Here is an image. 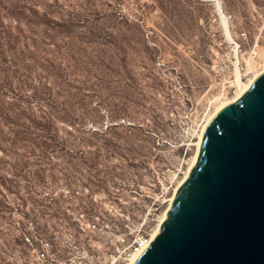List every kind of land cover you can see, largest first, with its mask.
<instances>
[{
  "label": "rangeland",
  "instance_id": "obj_1",
  "mask_svg": "<svg viewBox=\"0 0 264 264\" xmlns=\"http://www.w3.org/2000/svg\"><path fill=\"white\" fill-rule=\"evenodd\" d=\"M15 1L60 26L52 44L22 26L26 71L3 97L20 110L22 140L12 144L0 118V264H43L41 253L124 264L184 175L205 116L234 94L235 57L242 80L264 65V0H217L234 42L209 0ZM48 118L45 130L29 125Z\"/></svg>",
  "mask_w": 264,
  "mask_h": 264
},
{
  "label": "water",
  "instance_id": "obj_2",
  "mask_svg": "<svg viewBox=\"0 0 264 264\" xmlns=\"http://www.w3.org/2000/svg\"><path fill=\"white\" fill-rule=\"evenodd\" d=\"M133 264H264V72L209 121L196 163Z\"/></svg>",
  "mask_w": 264,
  "mask_h": 264
},
{
  "label": "trees",
  "instance_id": "obj_3",
  "mask_svg": "<svg viewBox=\"0 0 264 264\" xmlns=\"http://www.w3.org/2000/svg\"><path fill=\"white\" fill-rule=\"evenodd\" d=\"M2 16L8 18L10 23L5 24ZM13 23L14 25H12ZM22 26L28 28L31 34H34L38 30L37 28L41 27L43 29L41 35H44L50 44H52V42H54V36L53 34H49V31L55 30L56 27L60 25L55 23L52 19H49L48 13L45 10L38 11L36 7H21L15 0H0V118L10 127V133L13 136L11 141L12 144H15L18 140H22L19 138V131L13 129L19 125V118L11 113V111L20 110L14 103H5L3 97L8 92L13 93L15 90L13 87L14 80L18 82L22 77L20 71H26L24 69V63L21 62V60H23L21 55H24L23 49L28 50V37L25 36ZM22 45L23 47H21ZM25 52L29 53V51ZM32 61L40 65V61L35 59ZM43 62L47 63L46 60H43ZM20 65H22L21 67L23 69L21 67L18 68ZM41 66L45 68L43 63H41ZM48 101L50 104L53 102L50 100ZM28 120L29 125L33 126L35 129L41 127L40 129L38 128L39 130L47 128L45 126L49 125L50 121L49 118L47 120L43 119V121L42 119ZM47 132L49 131L47 130ZM6 141L4 137H1L0 142L6 143Z\"/></svg>",
  "mask_w": 264,
  "mask_h": 264
},
{
  "label": "bare ground",
  "instance_id": "obj_4",
  "mask_svg": "<svg viewBox=\"0 0 264 264\" xmlns=\"http://www.w3.org/2000/svg\"><path fill=\"white\" fill-rule=\"evenodd\" d=\"M209 1L215 2L216 6H217V12H218V15H219L221 22H222L221 24H222V27H223V30L225 33V37L229 40V42H234L232 37H231L230 31H229L226 16L224 15L218 1L217 0H209ZM235 58L237 61H236V63H234L235 88H236L234 94H232L230 97L223 95L222 97L218 98L217 102H215V104H213V109L210 112H208V114L205 116L202 125L200 126L199 130L196 133V141L194 143V147H195L194 153L187 163V168H186L184 175L177 181V183H176V185L172 191V194L170 195V197L166 201L167 205H166L165 209L161 212V215L159 216L158 221H157L156 225L154 226V228L152 229L149 237L147 239L138 238L139 247L136 250L131 251L128 258L125 260L124 264H133L135 262V260L137 259V257L141 254V252L148 246L150 241L159 232L161 224L163 223V221L166 218V213L172 204V201L174 199V196H175V193H176L178 187L188 177L190 169L196 163L198 152H199V147H200L201 140H202V133H203L205 127L207 126V124L209 123V121L225 106L235 102L249 88V86L254 81V79L256 77H258L261 73L264 72V65L259 67L256 70H252V69L250 70L249 69L250 74L247 73V74H249V77L246 80H242L241 73L239 71V68L237 67L238 55Z\"/></svg>",
  "mask_w": 264,
  "mask_h": 264
},
{
  "label": "built area",
  "instance_id": "obj_5",
  "mask_svg": "<svg viewBox=\"0 0 264 264\" xmlns=\"http://www.w3.org/2000/svg\"><path fill=\"white\" fill-rule=\"evenodd\" d=\"M141 239H143V237H140ZM121 242L124 243V239L120 238ZM47 246V244H45ZM139 247V243H138V238L134 239L131 243L130 246H128V248H126L123 251V259L125 260L126 258H128V255L131 253L132 250H136ZM41 256L43 258V264H53V262L51 261V259H49L48 255L46 253H41ZM92 261V258L89 257L86 253H81L79 255V257L77 258L76 261L74 260H69V261H65L62 264H74L75 262H78L80 264H85V263H90Z\"/></svg>",
  "mask_w": 264,
  "mask_h": 264
}]
</instances>
